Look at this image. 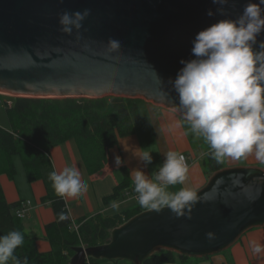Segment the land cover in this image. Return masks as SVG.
Returning <instances> with one entry per match:
<instances>
[{
	"label": "water",
	"instance_id": "obj_1",
	"mask_svg": "<svg viewBox=\"0 0 264 264\" xmlns=\"http://www.w3.org/2000/svg\"><path fill=\"white\" fill-rule=\"evenodd\" d=\"M250 0H0V93L26 97L142 98L182 116L171 81L191 58L192 40L217 20L238 17ZM257 2V0H252ZM91 9L81 29L60 30L59 14ZM212 9L214 16L206 13ZM109 38L121 48L111 50ZM264 33L257 37V47ZM177 215L143 209L110 231V239L73 247L70 264L87 258L142 264L157 250L207 257L264 227V169L222 167L194 191ZM212 233V239L207 234Z\"/></svg>",
	"mask_w": 264,
	"mask_h": 264
},
{
	"label": "clouds",
	"instance_id": "obj_2",
	"mask_svg": "<svg viewBox=\"0 0 264 264\" xmlns=\"http://www.w3.org/2000/svg\"><path fill=\"white\" fill-rule=\"evenodd\" d=\"M223 2L212 0L214 4ZM90 14L88 8L60 13V30L71 34L73 29H81ZM206 14L215 15L212 9ZM262 33L264 0H250L235 19L217 20L200 30L192 40L191 58L181 59L183 67L174 79H169L178 95L183 122L193 135L205 141L217 161L254 154L264 163V42L257 47V37ZM107 45L113 51L121 48V42L113 38H109ZM139 160L147 166L153 157L144 151ZM115 164H123L119 155ZM187 173L185 157L171 150L152 178L143 169H136L134 192L139 205L156 211L168 207L175 214L184 215L185 209L195 202L196 193L183 188L169 192L168 188L182 185ZM48 179L61 197L79 198L87 191L76 166L53 170ZM66 218L65 213L59 214V220ZM207 236L214 238L211 232ZM24 239L19 230L0 235V264H27V258L21 262L15 255ZM250 246L253 254L264 252L262 243L253 240Z\"/></svg>",
	"mask_w": 264,
	"mask_h": 264
},
{
	"label": "trees",
	"instance_id": "obj_3",
	"mask_svg": "<svg viewBox=\"0 0 264 264\" xmlns=\"http://www.w3.org/2000/svg\"><path fill=\"white\" fill-rule=\"evenodd\" d=\"M7 97L9 101L4 100L3 106L8 127L0 125V173L14 178L17 172L14 157L17 156L27 180L43 182L45 194L40 200L50 205L54 219L44 226V238L49 242L50 249L39 251L36 237L27 233L22 217L17 216L16 211L23 205L20 200L8 201L0 185V235L11 230H19L24 234L23 246L15 251L21 262L27 258V264H70L73 247L107 242L113 227L145 208L138 205L112 215L96 213L73 221L64 197L55 193L48 179L49 173L54 170L50 149L73 138L80 148L88 173L91 176L98 174L107 159L106 147L116 143L118 137L133 133L132 114L138 110V104L135 98L118 95ZM204 150L202 165L208 178L224 165L223 160L217 161L211 156L207 144ZM102 154L104 160H99L97 157ZM120 170L122 179L110 193L102 197L104 204L121 198L124 190L132 185L128 169L122 165ZM61 212L67 217L63 221L59 220ZM75 224L76 229L73 227ZM187 259L188 256L161 249L146 257L142 264L185 262ZM102 261L109 260L89 257L86 264ZM110 262L116 264L117 260Z\"/></svg>",
	"mask_w": 264,
	"mask_h": 264
},
{
	"label": "crops",
	"instance_id": "obj_4",
	"mask_svg": "<svg viewBox=\"0 0 264 264\" xmlns=\"http://www.w3.org/2000/svg\"><path fill=\"white\" fill-rule=\"evenodd\" d=\"M4 100L9 101L7 96L2 97V103ZM138 106V110L132 114L133 133L118 137L116 143L106 147L107 159L103 169L94 176L88 173L80 148L73 138L50 149L54 170L59 172L66 166H76L81 172L82 180L87 184V191L82 197H64L69 216L73 221L83 216L90 217L96 213L112 215L138 206V198L130 194H124L121 198L108 204L103 203L102 197L110 193L113 187L121 181L120 166L124 165L128 169L130 182L134 184L136 169H143L145 174L152 178L163 164L165 154L170 150L184 152L189 165L184 183L170 186L169 192H176L182 188L195 191L206 183L207 175L202 165L205 141L191 133L189 126L183 122L182 116L175 110L155 105L147 100H141ZM0 125L8 127L6 116L3 121H0ZM144 151L150 152L153 157L152 163L147 166L139 160V156ZM117 155L123 161L119 167L115 164ZM16 158L18 159L15 156L14 161ZM258 162L254 154L238 159H223L225 167L256 166ZM0 185L8 201L20 200L24 205L22 216L24 228L29 235L36 237L37 249L39 251L49 250L50 244L44 238V226L54 219V214L47 202L40 201L41 196L45 194L43 182L41 180L29 182L30 190H23V182L19 185L15 176L10 178L2 172L0 173ZM31 193L33 197H39L38 202L29 200L28 196ZM253 240L264 244V227L247 229L226 250L200 258L197 261L193 260L191 264H264V252L253 254L251 250L250 241ZM183 263L185 262L175 261L163 264ZM98 264H112V262L102 261ZM116 264H119L118 260Z\"/></svg>",
	"mask_w": 264,
	"mask_h": 264
},
{
	"label": "rangeland",
	"instance_id": "obj_5",
	"mask_svg": "<svg viewBox=\"0 0 264 264\" xmlns=\"http://www.w3.org/2000/svg\"><path fill=\"white\" fill-rule=\"evenodd\" d=\"M3 94V93H2ZM7 94H3V95H0L2 97H5ZM8 96V95H7ZM2 97H0V121H3L4 120V117H5V110H4V106H3V103H2ZM131 99V98H130ZM141 100H144L142 98H135V102H137V104L141 101ZM141 106V105H140ZM139 107V106H138ZM196 147V146H195ZM99 160H104V155L102 154L101 156L97 157ZM15 164H16V169H17V172L15 174V180L17 181V183L20 185L22 182H23V190H30L29 189V182L27 181V178H26V175H25V171L23 169V167L21 166L19 160L16 158L15 159ZM200 164H201V160H200ZM188 165H189V162H188ZM257 167L259 168H263L264 169V163L262 162H258V165H256ZM26 185V187H25ZM29 200H35L36 202L39 201V197H33L32 193L30 196H28ZM41 201V200H40ZM48 207L50 208V205L47 204ZM200 258H203V257H194V256H189L188 259L185 261V263L183 264H191L193 262V260L197 261L198 259ZM119 264H133L132 262H130L129 260H125V259H119L118 260Z\"/></svg>",
	"mask_w": 264,
	"mask_h": 264
},
{
	"label": "built area",
	"instance_id": "obj_6",
	"mask_svg": "<svg viewBox=\"0 0 264 264\" xmlns=\"http://www.w3.org/2000/svg\"><path fill=\"white\" fill-rule=\"evenodd\" d=\"M179 153L185 157L186 163L188 165L187 155L184 152H179ZM124 194H130V195H133L134 197H137V194L134 192V184H132L130 186V188L124 190ZM23 206L19 210L16 211L18 217H22L24 214V207ZM73 227L76 229L77 225L75 224Z\"/></svg>",
	"mask_w": 264,
	"mask_h": 264
}]
</instances>
